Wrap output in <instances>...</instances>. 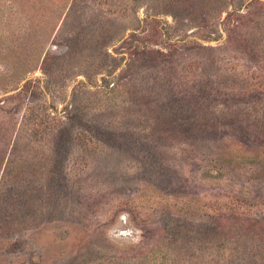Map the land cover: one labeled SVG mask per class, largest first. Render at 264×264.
<instances>
[{"label": "rangeland", "instance_id": "obj_1", "mask_svg": "<svg viewBox=\"0 0 264 264\" xmlns=\"http://www.w3.org/2000/svg\"><path fill=\"white\" fill-rule=\"evenodd\" d=\"M0 264H264V0H0Z\"/></svg>", "mask_w": 264, "mask_h": 264}]
</instances>
